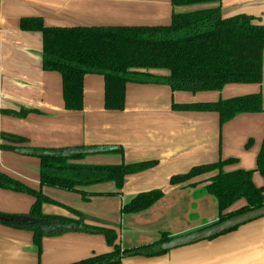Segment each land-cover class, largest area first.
Masks as SVG:
<instances>
[{
	"label": "crops",
	"instance_id": "obj_1",
	"mask_svg": "<svg viewBox=\"0 0 264 264\" xmlns=\"http://www.w3.org/2000/svg\"><path fill=\"white\" fill-rule=\"evenodd\" d=\"M215 6L174 8L172 0H0V172L55 202L43 204L44 215L78 220L73 213L77 211L87 217L89 226L101 222L116 230L121 250L153 245L165 233L174 239L216 224L218 201L202 183L209 176L185 185H172L171 178L229 159L237 161L227 171L256 170L264 111L239 115L221 125L217 113L178 111L173 105L262 94L264 109V61L261 84L227 85L221 92L193 94L173 92L161 84H128L123 111L107 110L105 78L87 75L83 110L69 111L62 76L43 69L42 34L21 29L23 19H42L46 27L65 28L168 26L174 13ZM220 6L225 18L248 15L264 25V0H221ZM22 110L29 113L21 118L6 113ZM3 134L26 143L5 142ZM3 144L17 151L3 150ZM37 150L88 152L79 161L86 165L153 161L158 165L128 176L119 195L113 183L75 193L41 185ZM254 183L264 187L259 174H254ZM153 190L164 193L155 205L136 214L122 213L137 195ZM35 201L30 195L0 189V216L28 217ZM112 251L104 236L93 233L47 237L39 250L30 230L0 221V264H71ZM121 264H264V218L158 256L125 257Z\"/></svg>",
	"mask_w": 264,
	"mask_h": 264
},
{
	"label": "trees",
	"instance_id": "obj_2",
	"mask_svg": "<svg viewBox=\"0 0 264 264\" xmlns=\"http://www.w3.org/2000/svg\"><path fill=\"white\" fill-rule=\"evenodd\" d=\"M221 0H172L174 8L211 6L185 13H174L168 26H105V27H46L42 19H23L21 29L40 32L43 36V69L57 72L63 79L65 108L82 111L84 107V79L87 75L105 78V108L123 111L128 84H161L173 92H221L227 85L261 84L263 81L264 25L248 15L225 18ZM167 71L168 76L151 73ZM173 108L187 112L217 113L221 125L239 115L262 113V94L246 95L214 103L174 104ZM11 116L25 117L26 110ZM2 139L12 144L26 143V139L3 134ZM3 150L17 151L12 145ZM84 150L83 148H78ZM66 153L61 150H37L41 161V185L79 193L91 186L113 183L119 195L128 176L150 170L157 162H142L116 166L81 164L89 153ZM237 160L197 166L186 174L171 178L172 185H185L209 176L205 191L219 204V221L264 207V187L254 183L258 172L264 179V139L257 158L256 170L227 171ZM192 186L198 183L190 184ZM0 189L23 193L35 198L29 218L38 223L25 228L34 235V244L41 250L44 238L66 233H93L105 237L113 251L71 264H121L125 257L140 254L158 256L163 243L173 238L163 234L159 242L140 249L121 250L116 230L99 222L89 226L83 214L74 211L78 220L51 217L42 213L45 203L52 200L25 184L0 172ZM164 197L161 190L137 195L122 208L123 214L143 212ZM240 201L244 204L234 210ZM215 225V224H214ZM229 233V232H227ZM225 233V234H227ZM223 234V235H225ZM217 238V237H216Z\"/></svg>",
	"mask_w": 264,
	"mask_h": 264
},
{
	"label": "water",
	"instance_id": "obj_3",
	"mask_svg": "<svg viewBox=\"0 0 264 264\" xmlns=\"http://www.w3.org/2000/svg\"><path fill=\"white\" fill-rule=\"evenodd\" d=\"M264 218V207L247 212L245 214L235 216L231 219H228L224 222L212 225L203 230L188 234L186 236H181L172 239L169 242L163 243L159 248L156 249V252H169L175 249L191 246L203 241H208L219 237L227 232H232L238 229L241 226L249 224L253 221ZM0 221L6 224L21 226L28 225L32 226L38 222L29 217H11V216H0Z\"/></svg>",
	"mask_w": 264,
	"mask_h": 264
},
{
	"label": "rangeland",
	"instance_id": "obj_4",
	"mask_svg": "<svg viewBox=\"0 0 264 264\" xmlns=\"http://www.w3.org/2000/svg\"><path fill=\"white\" fill-rule=\"evenodd\" d=\"M229 167V166H228ZM227 167V168H228ZM227 168H226V170H227ZM255 174H259L258 172H256ZM259 176H261L260 174H259ZM205 177H207V176H204V178ZM262 178V177H261ZM262 180H263V182H264V179L262 178ZM214 197V196H213ZM244 204V201H240V202H238L237 204H235V206L233 207V208H237V207H240V206H242Z\"/></svg>",
	"mask_w": 264,
	"mask_h": 264
}]
</instances>
